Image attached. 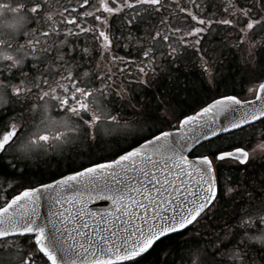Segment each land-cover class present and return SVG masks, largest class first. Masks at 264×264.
<instances>
[{
    "label": "snow or ice",
    "instance_id": "obj_1",
    "mask_svg": "<svg viewBox=\"0 0 264 264\" xmlns=\"http://www.w3.org/2000/svg\"><path fill=\"white\" fill-rule=\"evenodd\" d=\"M0 264H264V0H0Z\"/></svg>",
    "mask_w": 264,
    "mask_h": 264
},
{
    "label": "flooded vegetation",
    "instance_id": "obj_2",
    "mask_svg": "<svg viewBox=\"0 0 264 264\" xmlns=\"http://www.w3.org/2000/svg\"><path fill=\"white\" fill-rule=\"evenodd\" d=\"M221 91H223V88H221ZM234 92L239 93L240 95H246V93L244 91H242L241 87L239 86V84H237V86L233 89ZM105 153L100 152L99 149L96 150V156L93 157V159L98 158V156L100 155H104ZM56 156H53L52 159L48 160L47 162H38V164H33L31 165L33 171L37 170V167L41 168V169H45V171L43 172V176L45 178V181L47 182V177L48 176H56V178H58L59 173H63V174H68V169L67 167L61 163L60 167L56 166V161H57ZM83 162V163H87V158H82L81 160L78 161V163ZM74 167L76 165H73ZM37 174L39 175V172H37ZM50 207L49 203L47 202V200H44L41 202V213L42 215H46L48 208Z\"/></svg>",
    "mask_w": 264,
    "mask_h": 264
},
{
    "label": "water",
    "instance_id": "obj_3",
    "mask_svg": "<svg viewBox=\"0 0 264 264\" xmlns=\"http://www.w3.org/2000/svg\"><path fill=\"white\" fill-rule=\"evenodd\" d=\"M221 120H223V117H221ZM109 201L105 200H93L88 206L89 208L96 209V208H106L109 205Z\"/></svg>",
    "mask_w": 264,
    "mask_h": 264
}]
</instances>
